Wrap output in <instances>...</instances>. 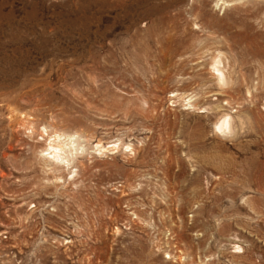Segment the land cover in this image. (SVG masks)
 <instances>
[{
  "label": "rangeland",
  "instance_id": "1",
  "mask_svg": "<svg viewBox=\"0 0 264 264\" xmlns=\"http://www.w3.org/2000/svg\"><path fill=\"white\" fill-rule=\"evenodd\" d=\"M215 1L0 0V264H264V0Z\"/></svg>",
  "mask_w": 264,
  "mask_h": 264
},
{
  "label": "bare ground",
  "instance_id": "2",
  "mask_svg": "<svg viewBox=\"0 0 264 264\" xmlns=\"http://www.w3.org/2000/svg\"><path fill=\"white\" fill-rule=\"evenodd\" d=\"M240 1H251V0H216L215 1V5H229V2H240ZM220 2V3H219ZM242 2H240L242 4ZM246 4V3H245ZM244 5V2H243ZM232 6V4H231ZM236 7V5H234ZM112 7V6H111ZM217 7V6H216ZM227 7V6H226ZM224 9V8H223ZM147 10V9H146ZM95 15V14H94ZM102 18V17H101ZM125 19H128V23H130V25H134L135 24V20L133 17V14H129L125 17ZM137 24V23H136ZM237 30V29H236ZM112 31V30H111ZM220 54V53H217ZM216 58V57H215ZM219 58V57H218ZM213 60V59H212ZM215 61V60H214ZM211 64V63H210ZM219 65H221V60H216L214 62V64L212 65L213 67V71L216 75V80L222 82V84L224 82H226V75L222 70V67H220ZM183 98V97H182ZM190 98V97H189ZM188 99V98H187ZM186 100V99H185ZM187 101H191V100H187ZM188 105H190L189 102H187ZM191 106V105H190ZM15 115V114H14ZM13 115V116H14ZM222 116V115H221ZM220 116V117H221ZM23 117V116H22ZM21 117V118H22ZM20 118V117H19ZM27 118V117H25ZM218 119V118H217ZM232 117L225 113L219 120L215 121L214 123V130L216 131H220V133L223 132H227V133H232V131H234L233 128V124H232ZM23 120V119H21ZM27 120V119H26ZM28 121V120H27ZM26 124V123H25ZM27 125V124H26ZM25 126V125H24ZM29 128V127H28ZM32 128V127H31ZM54 128V127H53ZM27 129V128H26ZM30 129V128H29ZM58 129V128H57ZM31 130V129H30ZM41 130L43 131V133H46V126H43L41 128ZM47 134V133H46ZM78 134V133H77ZM76 133H65L63 131H58V130H54L52 131V133L48 136L47 139V145L45 147V149L42 150V155L45 156L46 158H48L52 163L57 164V165H62L65 167H68L70 165V167L73 165H71L70 160L73 158H75L74 156L76 155L77 151H79L80 149V144L76 143L74 140V137L77 135ZM225 135V133H223ZM45 135V134H44ZM76 138V137H75ZM119 142V141H118ZM118 142H111V144H102L101 141H98L95 145H94V149L93 152H98V153H105V151H114V149H117L119 147V143ZM82 145V144H81ZM82 148V147H81ZM120 148V147H119ZM125 148H129V145H126ZM85 149V148H84ZM82 150V149H81ZM131 151V149H130ZM81 152V151H80ZM81 154V153H80ZM84 154V153H83ZM82 154V155H83ZM101 154V155H102ZM77 157V156H76ZM45 159V158H43ZM76 159V158H75ZM72 161V160H71ZM74 161V160H73ZM53 167V166H52ZM68 167V169L70 168ZM62 168V167H61ZM74 168V167H73ZM60 169V168H59ZM56 171V170H55ZM77 171V170H76ZM70 177L75 176L77 174H75V170H72L69 172ZM69 176V175H68ZM68 178L69 180L71 178ZM59 179V177H58ZM74 179V178H73Z\"/></svg>",
  "mask_w": 264,
  "mask_h": 264
}]
</instances>
